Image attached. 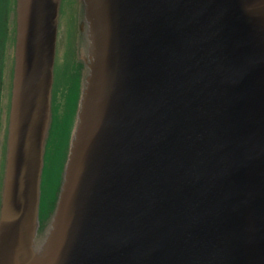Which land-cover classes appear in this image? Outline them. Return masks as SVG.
I'll return each mask as SVG.
<instances>
[{
    "label": "water",
    "instance_id": "95a60500",
    "mask_svg": "<svg viewBox=\"0 0 264 264\" xmlns=\"http://www.w3.org/2000/svg\"><path fill=\"white\" fill-rule=\"evenodd\" d=\"M94 1L36 241L60 0H17L0 264H264V0Z\"/></svg>",
    "mask_w": 264,
    "mask_h": 264
},
{
    "label": "rangeland",
    "instance_id": "374dc122",
    "mask_svg": "<svg viewBox=\"0 0 264 264\" xmlns=\"http://www.w3.org/2000/svg\"><path fill=\"white\" fill-rule=\"evenodd\" d=\"M16 0H0V26L7 12L14 10ZM83 7L80 0H60L58 39L53 66L51 115L43 150V168L40 182L39 227L36 241L46 236L50 217L57 203L64 177L65 165L74 131L77 126L80 98L86 67L83 64L87 41L82 28ZM16 30L15 24L12 35ZM7 122V121H6ZM5 130L4 145L0 135V190L3 176V151L6 123L0 121V133Z\"/></svg>",
    "mask_w": 264,
    "mask_h": 264
},
{
    "label": "flooded vegetation",
    "instance_id": "af4514ba",
    "mask_svg": "<svg viewBox=\"0 0 264 264\" xmlns=\"http://www.w3.org/2000/svg\"><path fill=\"white\" fill-rule=\"evenodd\" d=\"M14 24V10H11V13L7 12L0 26V121L6 123L7 133L15 67V33L12 35ZM7 133L5 149L3 151L4 159L6 155ZM4 134L5 130L0 133L3 140L2 147L4 145Z\"/></svg>",
    "mask_w": 264,
    "mask_h": 264
},
{
    "label": "bare ground",
    "instance_id": "6f19581e",
    "mask_svg": "<svg viewBox=\"0 0 264 264\" xmlns=\"http://www.w3.org/2000/svg\"><path fill=\"white\" fill-rule=\"evenodd\" d=\"M102 9H103V2L101 0L94 1L91 4L90 8L88 9V12H91V15H92V17L90 15L88 16V20L90 21L91 25L95 26L96 28H99L101 26H105V21L102 19V16H101ZM87 24H88V22H87ZM88 28H89V26H88ZM86 29H85V31H86ZM90 33H91L92 37H95V31H94L93 27L91 28ZM87 34H88V32H87Z\"/></svg>",
    "mask_w": 264,
    "mask_h": 264
}]
</instances>
